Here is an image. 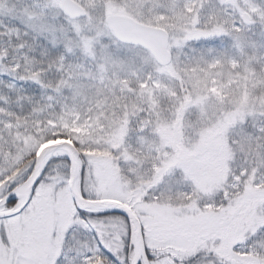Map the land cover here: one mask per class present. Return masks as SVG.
<instances>
[{"label": "snow or ice", "instance_id": "obj_1", "mask_svg": "<svg viewBox=\"0 0 264 264\" xmlns=\"http://www.w3.org/2000/svg\"><path fill=\"white\" fill-rule=\"evenodd\" d=\"M0 264H264V0H0Z\"/></svg>", "mask_w": 264, "mask_h": 264}]
</instances>
